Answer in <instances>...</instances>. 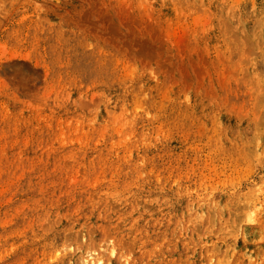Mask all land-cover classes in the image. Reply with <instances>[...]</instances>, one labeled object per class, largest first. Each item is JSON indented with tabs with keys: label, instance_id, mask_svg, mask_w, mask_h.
Instances as JSON below:
<instances>
[{
	"label": "rangeland",
	"instance_id": "374dc122",
	"mask_svg": "<svg viewBox=\"0 0 264 264\" xmlns=\"http://www.w3.org/2000/svg\"><path fill=\"white\" fill-rule=\"evenodd\" d=\"M264 264V0H0V264Z\"/></svg>",
	"mask_w": 264,
	"mask_h": 264
},
{
	"label": "bare ground",
	"instance_id": "6f19581e",
	"mask_svg": "<svg viewBox=\"0 0 264 264\" xmlns=\"http://www.w3.org/2000/svg\"><path fill=\"white\" fill-rule=\"evenodd\" d=\"M83 264H93V261H90V259H83Z\"/></svg>",
	"mask_w": 264,
	"mask_h": 264
}]
</instances>
